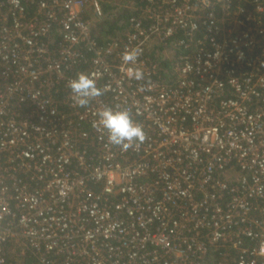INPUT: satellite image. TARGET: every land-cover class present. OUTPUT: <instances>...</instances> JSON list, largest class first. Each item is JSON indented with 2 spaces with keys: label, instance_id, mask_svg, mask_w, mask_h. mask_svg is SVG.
Returning a JSON list of instances; mask_svg holds the SVG:
<instances>
[{
  "label": "built area",
  "instance_id": "2783aa9c",
  "mask_svg": "<svg viewBox=\"0 0 264 264\" xmlns=\"http://www.w3.org/2000/svg\"><path fill=\"white\" fill-rule=\"evenodd\" d=\"M101 2L0 0V264H264V0H130L104 46ZM117 106L139 146L94 127Z\"/></svg>",
  "mask_w": 264,
  "mask_h": 264
},
{
  "label": "clouds",
  "instance_id": "9594fccd",
  "mask_svg": "<svg viewBox=\"0 0 264 264\" xmlns=\"http://www.w3.org/2000/svg\"><path fill=\"white\" fill-rule=\"evenodd\" d=\"M143 49L139 46L126 48L120 56V71L128 80L137 82L146 79V73L140 63L139 57ZM69 88L73 93V99L77 106L88 104L89 98L102 95L106 89L97 86V74L78 72L76 78L69 81ZM143 90V89H141ZM98 119L94 121V127L101 131H107V142L127 150L133 144L139 146L146 136L144 129L133 121L129 108L117 106L116 108H103L96 113Z\"/></svg>",
  "mask_w": 264,
  "mask_h": 264
},
{
  "label": "trees",
  "instance_id": "16d2710c",
  "mask_svg": "<svg viewBox=\"0 0 264 264\" xmlns=\"http://www.w3.org/2000/svg\"><path fill=\"white\" fill-rule=\"evenodd\" d=\"M140 4L139 0H135ZM130 0H102V9L104 17L95 23L93 27V35L99 41L101 46L106 43L124 38L128 30L127 20L131 16L132 11L124 8V5L129 4ZM159 50L160 54L163 48L160 46L154 47L150 57L152 60H157L156 51ZM175 61H160L158 64L162 69L163 78L167 81V77L172 74V64ZM28 263L37 264L33 258H29Z\"/></svg>",
  "mask_w": 264,
  "mask_h": 264
},
{
  "label": "rangeland",
  "instance_id": "374dc122",
  "mask_svg": "<svg viewBox=\"0 0 264 264\" xmlns=\"http://www.w3.org/2000/svg\"><path fill=\"white\" fill-rule=\"evenodd\" d=\"M152 51H153V48H151V49H149V55H151L152 54ZM162 54H163V52H162ZM170 61H173V60H170Z\"/></svg>",
  "mask_w": 264,
  "mask_h": 264
}]
</instances>
